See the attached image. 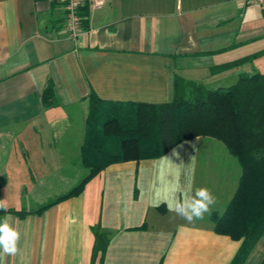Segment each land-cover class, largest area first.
<instances>
[{"label":"crops","instance_id":"crops-1","mask_svg":"<svg viewBox=\"0 0 264 264\" xmlns=\"http://www.w3.org/2000/svg\"><path fill=\"white\" fill-rule=\"evenodd\" d=\"M88 9L84 32L73 39L61 3L0 0V200L30 212L0 216L21 234L17 254L4 264H91L97 225L113 233L104 264H232L242 241L217 234L213 215L226 211L241 174L229 180L236 159L213 138L185 141L161 158L110 165L80 195L36 211L86 174L80 152L91 94L112 103L165 104L177 76L208 90L235 85L241 74L258 71L249 62L214 69L264 56V7L242 0H105L101 9ZM260 42L255 49L263 50L250 54L248 46ZM49 82L58 104L45 108ZM176 166L181 182L190 178L217 197L203 220L188 222L163 202L154 206L157 177ZM203 171L211 177L206 183L198 182ZM261 247L244 264H253L256 252L254 264H262Z\"/></svg>","mask_w":264,"mask_h":264},{"label":"trees","instance_id":"trees-1","mask_svg":"<svg viewBox=\"0 0 264 264\" xmlns=\"http://www.w3.org/2000/svg\"><path fill=\"white\" fill-rule=\"evenodd\" d=\"M88 8L86 3L81 14L84 27ZM257 56L214 70L227 71ZM42 102L45 108L58 104L52 82L44 90ZM89 102L80 152L86 174L68 193L36 213L80 195L88 182L110 165L161 158L185 141L208 137L223 143L241 167L232 201L222 215H213L215 232L242 241L232 264H244L257 244L264 245V73L241 74L235 85L216 90L177 76L174 98L165 104L112 103L101 101L95 94L90 95ZM6 213L25 216L30 212L0 210V216ZM93 234L91 264H104L113 233L97 225Z\"/></svg>","mask_w":264,"mask_h":264},{"label":"clouds","instance_id":"clouds-1","mask_svg":"<svg viewBox=\"0 0 264 264\" xmlns=\"http://www.w3.org/2000/svg\"><path fill=\"white\" fill-rule=\"evenodd\" d=\"M182 174V168L176 166L157 177L154 206L163 202L168 211L176 213L188 222L203 220L205 215H211L217 204V197L207 187L194 188L190 178L181 182ZM0 210L7 211L5 200H0ZM20 238V231L11 222L10 217L5 215L0 218V264H4L5 256L17 254Z\"/></svg>","mask_w":264,"mask_h":264},{"label":"built area","instance_id":"built-area-1","mask_svg":"<svg viewBox=\"0 0 264 264\" xmlns=\"http://www.w3.org/2000/svg\"><path fill=\"white\" fill-rule=\"evenodd\" d=\"M51 2L61 3L66 11L67 25L66 30L73 39L80 37L84 28L80 11L88 3L91 10L101 9L105 5V0H50ZM245 6L264 7V0H242Z\"/></svg>","mask_w":264,"mask_h":264},{"label":"rangeland","instance_id":"rangeland-1","mask_svg":"<svg viewBox=\"0 0 264 264\" xmlns=\"http://www.w3.org/2000/svg\"><path fill=\"white\" fill-rule=\"evenodd\" d=\"M262 42H260V43H258V44H254V45H251V46H248L249 48H251V53L250 54H253V53H256L258 50H263V48H261V49H255V46H258V45H260ZM254 50H256V51H254ZM256 61H253L252 63L250 62V63H248V65H249V67H250V69L251 70H253L254 68H255V70L256 71H260V72H264V56H262V57H260V58H256L255 59ZM206 140V139H205ZM202 141H204V140H202ZM209 141H212L213 143H216V145H222L223 146V144L222 143H220V142H218V141H216V140H209ZM234 164H235V168H232V174L231 175H229V180L230 181H236L237 179H239V176H240V174H241V172H240V165H239V163H238V161L237 160H235V162H234ZM235 169H237L238 170V172H237V170L235 171ZM215 174L217 175V174H219L218 172H215ZM211 179V177H210V175L208 174V173H206V172H201L199 175H198V182H200V183H206L208 180H210ZM14 195H15V193H14ZM18 201H20V203H16L17 205H20V204H23L22 203V201H23V198H21V200H18ZM17 201V202H18ZM9 206H11V205H9ZM263 247H261L260 248V251H263ZM257 254H256V257H255V259H254V261H253V264L254 263H256L257 262V260H259V252H256Z\"/></svg>","mask_w":264,"mask_h":264}]
</instances>
